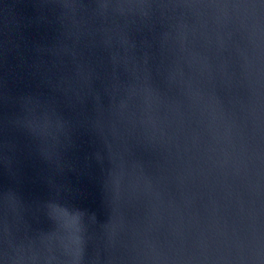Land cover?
Masks as SVG:
<instances>
[{
  "label": "water",
  "instance_id": "obj_1",
  "mask_svg": "<svg viewBox=\"0 0 264 264\" xmlns=\"http://www.w3.org/2000/svg\"><path fill=\"white\" fill-rule=\"evenodd\" d=\"M0 264H264V0H0Z\"/></svg>",
  "mask_w": 264,
  "mask_h": 264
}]
</instances>
